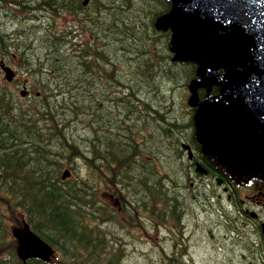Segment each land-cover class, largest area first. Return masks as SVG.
Segmentation results:
<instances>
[{
    "label": "trees",
    "instance_id": "trees-1",
    "mask_svg": "<svg viewBox=\"0 0 264 264\" xmlns=\"http://www.w3.org/2000/svg\"><path fill=\"white\" fill-rule=\"evenodd\" d=\"M169 9L167 0H0L9 19L0 13V62L18 54L11 65L30 90L21 101L0 77V191L57 253L47 261L12 256L11 264H122L125 247L107 230L119 220L150 233L160 225L172 243L161 263L190 264L181 214L205 198L197 197L181 142L197 149L203 176L222 175L186 137L190 113L177 111L195 65L173 61L169 31L154 25ZM61 14L75 22L58 32Z\"/></svg>",
    "mask_w": 264,
    "mask_h": 264
},
{
    "label": "water",
    "instance_id": "water-1",
    "mask_svg": "<svg viewBox=\"0 0 264 264\" xmlns=\"http://www.w3.org/2000/svg\"><path fill=\"white\" fill-rule=\"evenodd\" d=\"M168 1L155 27L169 29L172 59L195 64L192 86L206 90L203 100L190 102L202 155L228 178L264 181V0ZM196 171L205 173L198 163ZM17 253L47 259L51 249L25 227Z\"/></svg>",
    "mask_w": 264,
    "mask_h": 264
},
{
    "label": "rangeland",
    "instance_id": "rangeland-1",
    "mask_svg": "<svg viewBox=\"0 0 264 264\" xmlns=\"http://www.w3.org/2000/svg\"><path fill=\"white\" fill-rule=\"evenodd\" d=\"M0 13L2 14V22L9 20L8 17L4 16V13ZM73 21L75 22L73 16L61 14L55 18L54 29L58 32L66 31L70 23ZM25 26L26 23H22L21 26H17V29L20 31L21 29H24ZM25 34L26 33L21 34V38H24ZM26 42L27 40L23 42L18 41L17 45ZM12 54L13 61L8 65L6 64L11 69V78L6 80V83L4 84H8V87L15 91L19 100L25 101L24 99L26 96L29 95L28 97H30V90L23 87V76H20L19 70L11 65L18 60V54L15 52H12ZM3 75L4 74L2 73V76ZM2 76L0 75V77L4 80V77ZM189 79L190 77L187 78L185 81V87L181 90L183 100L178 99L179 103L177 111L183 118L190 113V109L187 106V99L190 95L186 89ZM21 92H23V94H21ZM151 96H153L152 99L154 98V100L157 99V96L160 97V95L154 96V93L151 94ZM176 100L177 98H175L174 101L176 102ZM169 108L170 107L168 105V109ZM175 109L176 107L174 106V110ZM136 110H140L139 107H136ZM90 117L92 118V116ZM136 127L138 129L137 133L141 132V126L137 124ZM145 133L147 132L145 131ZM187 135L188 136L186 137L191 138L192 132ZM189 141L190 139L188 141H182L181 143L190 145L194 156L199 158L197 149ZM154 151L155 150L152 148L150 151L152 155H154ZM181 154L183 155L184 160H186L187 156L183 149H181ZM170 162L171 160L169 163ZM170 166L171 163L167 169L174 171V168H171ZM189 174L190 180L192 179V183L196 185L195 187L199 191V194L195 192L197 197L202 196L205 199L203 202L199 201L198 205H193L191 204L192 202L186 203V206L183 208L184 210L181 214L182 218L180 217L182 224L180 228L182 229L186 226V230L183 232V241L187 245L190 254V256H187V262L190 264H227V261L229 262L231 259H239L240 256V260L243 261V264H251L247 258L249 256H247V247L245 245L248 241H246L245 235H238L232 230L234 225L243 226L246 219L238 215L237 210L234 209L232 203L227 202L225 195L220 188L216 186L212 178L207 179L205 176L198 174L194 168L190 169ZM218 194L221 195L220 198H218ZM4 196V192L0 191V216L6 224V231L3 233L2 242L0 243V257L13 253L16 249V237L18 234L23 232V222L25 217V214H22L15 208V206L6 204ZM109 196L110 195H104L103 198L108 199ZM206 196L210 198L206 200ZM190 198L192 197L190 196ZM110 204H114V200L110 199ZM12 206L14 207V211L11 210ZM209 209H211L213 213H211V210L208 211ZM171 224L172 222H169L167 226L173 229ZM142 226L143 228L145 227V225ZM151 226H155V222L152 221ZM104 227L107 229L106 226ZM107 230L110 232L115 231L121 240V245L125 247L124 256L121 259L122 264H152L154 262L153 259L162 264V258H165L166 254H168V245H172L170 241L168 242L163 239V236L165 235H162L161 233H164V229H162L160 225V232L158 230H153L150 233L145 229L143 231L136 222L133 223L132 226H127L124 225V221L119 220L112 222ZM174 231L178 234L176 228ZM187 233L188 235H186ZM165 234H167V232H165ZM161 236L162 240L160 241L159 237L161 238ZM239 236L241 239H237ZM221 249H223V251ZM253 261H255V259H252V262Z\"/></svg>",
    "mask_w": 264,
    "mask_h": 264
},
{
    "label": "flooded vegetation",
    "instance_id": "flooded-vegetation-1",
    "mask_svg": "<svg viewBox=\"0 0 264 264\" xmlns=\"http://www.w3.org/2000/svg\"><path fill=\"white\" fill-rule=\"evenodd\" d=\"M194 77H196V73ZM189 89L194 102L205 96L206 90L202 87H193L189 84ZM211 92H215L212 87ZM219 188L225 195L227 202L233 204L238 215L246 219L243 226L234 225L232 230L238 235H245V239L248 241L245 245L247 256L250 257H247L248 261L251 264H264V182L260 179L251 178L246 183L228 184L223 182ZM217 196L218 198L221 197L220 194ZM237 239H241V237L239 236ZM221 250L223 251V249ZM252 259L255 261L252 262ZM227 264H243V261L240 260L239 256V259H231V261H227Z\"/></svg>",
    "mask_w": 264,
    "mask_h": 264
},
{
    "label": "bare ground",
    "instance_id": "bare-ground-1",
    "mask_svg": "<svg viewBox=\"0 0 264 264\" xmlns=\"http://www.w3.org/2000/svg\"><path fill=\"white\" fill-rule=\"evenodd\" d=\"M52 47V46H51Z\"/></svg>",
    "mask_w": 264,
    "mask_h": 264
}]
</instances>
